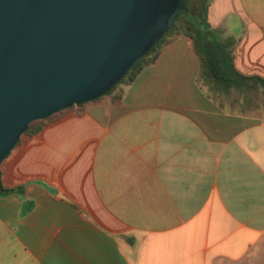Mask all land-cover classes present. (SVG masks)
<instances>
[{
  "label": "crops",
  "instance_id": "0c3cea01",
  "mask_svg": "<svg viewBox=\"0 0 264 264\" xmlns=\"http://www.w3.org/2000/svg\"><path fill=\"white\" fill-rule=\"evenodd\" d=\"M264 78V0H210ZM176 36L130 85L24 135L1 166L0 264H264V88L204 82Z\"/></svg>",
  "mask_w": 264,
  "mask_h": 264
},
{
  "label": "water",
  "instance_id": "95a60500",
  "mask_svg": "<svg viewBox=\"0 0 264 264\" xmlns=\"http://www.w3.org/2000/svg\"><path fill=\"white\" fill-rule=\"evenodd\" d=\"M187 1L0 0V182L32 123L105 96Z\"/></svg>",
  "mask_w": 264,
  "mask_h": 264
},
{
  "label": "trees",
  "instance_id": "16d2710c",
  "mask_svg": "<svg viewBox=\"0 0 264 264\" xmlns=\"http://www.w3.org/2000/svg\"><path fill=\"white\" fill-rule=\"evenodd\" d=\"M194 1L199 2L197 7L198 14L196 15L192 13ZM209 6L210 0H188L185 4V12L179 15L168 33L158 42L155 48L105 96L110 95L120 85L132 84L146 67L158 61L164 47L168 45L174 37L180 35L189 37L194 41L196 53L202 62L201 76L204 82L227 90L247 87L251 89L258 86L264 88V78L257 76L249 77L238 72L234 64L233 56L236 40L234 38L222 39L219 33L212 29L211 25L208 23ZM78 106L81 107L82 105H75L48 119L32 123L24 135L35 136L39 134L46 125ZM25 189V186L15 189H5L0 182V190L3 195L11 192L24 194Z\"/></svg>",
  "mask_w": 264,
  "mask_h": 264
},
{
  "label": "rangeland",
  "instance_id": "374dc122",
  "mask_svg": "<svg viewBox=\"0 0 264 264\" xmlns=\"http://www.w3.org/2000/svg\"><path fill=\"white\" fill-rule=\"evenodd\" d=\"M198 4H199V2H197V1H194V2H193L194 8H193V10H192V13H193L194 15L198 14V11H197Z\"/></svg>",
  "mask_w": 264,
  "mask_h": 264
}]
</instances>
